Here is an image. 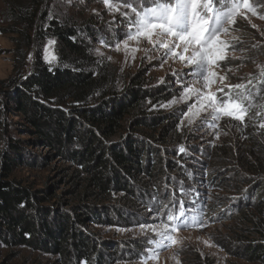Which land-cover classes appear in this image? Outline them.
I'll return each instance as SVG.
<instances>
[{"label":"rangeland","instance_id":"rangeland-1","mask_svg":"<svg viewBox=\"0 0 264 264\" xmlns=\"http://www.w3.org/2000/svg\"><path fill=\"white\" fill-rule=\"evenodd\" d=\"M41 2L35 11L32 0H0V81L29 75L38 55L48 66L58 65L57 59L52 64L44 60V49L50 39L55 40L52 53L57 57L56 39L49 34L37 39L34 31L27 30L31 28L27 24L18 25L20 18L17 16H29L34 20L32 23L44 29L50 21L77 27L93 24L96 30L101 31V37L95 36L92 30L87 31L89 36L84 34V30H79L78 37L89 40L91 68L95 76L106 84L108 95L120 96L131 86L136 87V83H132L135 78L142 88L160 93L157 101H146L145 107L151 116L167 117L164 124L152 132L164 141L158 145L163 155L162 168L150 175H140L139 187L143 189L133 186L131 194L115 190L101 194L98 189L86 188L87 178L82 171L58 157L53 150L36 144L35 137L22 127L25 125L21 116L15 113L4 115L1 151L7 150L10 143H16L22 154L21 162L10 173L8 181L16 182L35 194V202L40 208L63 214L72 212L76 206L96 205L107 210L111 223L88 221L78 226L99 246L90 261L74 259L64 262L59 256L18 247L1 248L0 263L96 264V256L101 253L104 264H143L141 258L148 255L145 250L151 247L147 244L148 237H157L151 232H141L138 225L171 223L166 213L169 210L175 212L180 200H184L187 208L195 198L197 203L192 207L202 214L203 226L194 223L171 233L172 241H165L167 246L156 251L155 258L147 259L146 264H262L248 259L240 251V239L252 236L247 231L249 227L243 222L239 207L249 186L236 181L232 159L236 155L246 157L252 144H257L264 152V128L259 127L264 123V110L260 107L264 105V89L255 97L254 106L243 122L224 117L214 130L206 126L195 130L199 121L193 125L185 121L178 127L182 113L194 98L173 104L171 108L163 105L178 99L182 92L172 75L173 70L187 73L189 68L178 59L164 57L163 49H153L144 41L139 44L130 41L127 53L122 45L117 51L115 44L118 39L122 41L125 38L127 20L119 12L109 11L103 0ZM249 3L256 7L258 15L247 12L237 16L236 23L227 26L229 32L222 33L220 37L230 45L226 52L228 59L221 61L216 69L226 77L225 84L247 83L248 79L255 83L261 68H264V19H260V15H264V0H249ZM36 12L37 17H34ZM101 41H107L111 47H105ZM131 48H139L134 58ZM189 80L191 77L185 78L186 83ZM194 86L200 87V84ZM215 88L213 85V90ZM100 95L96 92L90 104L99 102ZM163 134L169 136L163 140ZM181 146L185 149L183 153L179 151ZM188 164L197 169L182 177V173L188 171ZM1 166L0 160V179L3 178ZM104 252L110 257L104 256Z\"/></svg>","mask_w":264,"mask_h":264},{"label":"trees","instance_id":"trees-1","mask_svg":"<svg viewBox=\"0 0 264 264\" xmlns=\"http://www.w3.org/2000/svg\"><path fill=\"white\" fill-rule=\"evenodd\" d=\"M41 1L32 0L35 11ZM37 13H33L34 17ZM18 17V25L27 24L31 27L27 30L34 31L37 39L44 34L56 39L58 65L48 66L38 55L29 75L0 81V144L3 117L15 113L22 117V127L35 137L36 144L53 150L85 174L86 188L98 189L101 194L113 190L133 193L132 188L141 185L140 175L162 168L163 155L158 145L164 141L152 132L167 117L151 116L145 107L146 101H157L160 93L142 88L135 78L132 83L136 87L131 86L120 96L108 95L106 84L91 68L89 40L78 37L79 30L87 36V31L92 30L101 37L93 24L77 27L50 21L44 29L32 23L29 16ZM96 92L101 93L99 102L91 105ZM168 136L163 134V140ZM8 146L5 151L0 147V249L29 248L59 256L64 262L94 259L99 246L78 226L88 221L111 223L107 210L81 205L73 207L72 212L55 214L38 207L35 194L8 181L22 159L16 143ZM232 160L236 181L249 186L239 207L252 236L240 239V251L248 259L264 264V152L252 144L246 157L236 155ZM187 167L182 177L197 169L189 164ZM108 254L104 252L110 257ZM96 258V264H104L101 253Z\"/></svg>","mask_w":264,"mask_h":264},{"label":"snow or ice","instance_id":"snow-or-ice-1","mask_svg":"<svg viewBox=\"0 0 264 264\" xmlns=\"http://www.w3.org/2000/svg\"><path fill=\"white\" fill-rule=\"evenodd\" d=\"M103 3L109 11L119 12L127 20L125 38L122 41L118 39L115 44L117 51L122 45L127 53L130 41L137 44L144 41L153 49H163L164 57L178 59L190 69L187 73L173 70L172 75L176 77L182 92L178 99L174 98L163 105L171 108L173 104L194 98V102L187 104V110L182 113L178 127L184 125L185 121L188 125L199 121L195 130L205 126L214 130L224 117L241 122L245 120L254 106L255 97L264 89V68H261L255 83L253 79H248L247 83L234 85L225 84L226 77L221 76L216 69L221 61L228 59L226 52L230 45L220 38L222 33L229 32L227 26L235 24L236 17L247 12L253 16L258 15L256 7L249 0H103ZM260 19H264V15H260ZM101 43L111 47L107 41ZM54 44L55 40L50 39L44 49V60L49 64L57 59L52 53ZM130 51L134 58L139 48H131ZM97 54L102 55L99 52ZM186 77H191L187 83ZM194 84H200V87ZM213 85L216 86L215 90ZM260 107L264 110V105ZM259 127L264 128V123ZM216 138H219L218 134ZM179 151L183 153L184 147L181 146ZM196 203L194 198L186 208L184 200L178 201L177 210L166 213L171 223L138 225L141 232H151L157 237H148L147 244L151 247L145 250L148 255L141 258L143 264H146L147 259L155 258L156 251L167 246L165 241H172L171 233L194 223L203 226L202 214L192 207ZM173 207L176 208V203Z\"/></svg>","mask_w":264,"mask_h":264}]
</instances>
